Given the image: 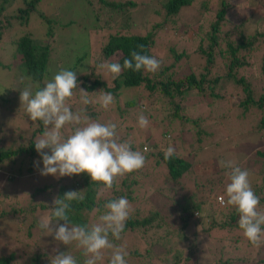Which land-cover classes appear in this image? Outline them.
<instances>
[{
	"label": "trees",
	"instance_id": "obj_1",
	"mask_svg": "<svg viewBox=\"0 0 264 264\" xmlns=\"http://www.w3.org/2000/svg\"><path fill=\"white\" fill-rule=\"evenodd\" d=\"M40 1L0 0V98L3 102V104L0 103V110L9 113L6 115L5 121L8 119L14 121L12 113H20L21 105L12 103L20 102L18 99L20 90L31 83L33 91H35L37 84L42 87L46 78L51 80L61 68H65L76 72L79 88L88 91L89 96L99 88H104L106 92L119 96L122 95L123 89L135 88L141 91L142 96L145 95L143 92H147V98L153 100L154 103L159 98H166L170 104L174 105V110L170 113L174 119L186 118L181 114V110L184 109L181 103H185L189 98H195V102H199L204 99L205 95L223 98L226 93H232L233 90L228 91L227 88L230 87V80H234L240 84L244 91V96L237 99L235 106L242 110L241 115L257 108L261 114H256L259 116L257 128L264 129V92L255 99L253 83L249 78L247 79L245 74V70L249 67L252 71L251 76L262 78L264 81V52L261 58L257 55V52L259 53L264 48V28L260 31L259 28L254 27L252 28L253 32H247L246 30L250 29V19L238 17L235 14L234 6H229L227 3L228 0H82L83 2L78 0L82 3V7H70L68 4L69 9H72V15L69 11H63V16L72 18L65 21H62L63 16L62 18L59 16V8L55 12L58 14V20L40 11L38 9ZM253 1L257 5L261 0ZM210 4L214 7V18L205 22V14H207ZM189 10H191L190 16L185 13ZM33 16L42 20L39 22V25L43 27L42 30L32 28V25L28 26L31 22L36 21ZM249 17L251 16L249 15ZM58 22L60 26H56ZM137 22L141 23L139 32L134 31V28H138ZM73 26L74 28H72ZM189 32H192L196 38L198 37L196 45L191 50L180 48L183 47L180 40ZM100 40L103 42L100 50L103 61L118 62L123 65L125 58H131L130 54L133 50L140 51L138 46L144 45L142 54L156 57L160 61V68L155 72L144 69L138 72L123 69L119 76L113 75L110 85L94 74L91 75L88 72L80 74L90 52L89 48L94 44L99 45ZM53 42L61 44V48H64L67 55L75 51L80 52L76 57V62L67 65L59 59L54 63V59L50 57L51 43ZM157 49L163 52H158ZM156 51L157 53H155ZM170 58L173 61L164 63ZM182 58L185 59L186 64H180ZM192 58L198 60V63L194 64L198 65V69L192 68L190 64ZM201 59L204 61L202 65ZM218 60L219 62H217ZM220 62L224 69L222 72L215 69ZM255 63L257 64L256 71H254ZM239 72L242 73L239 74ZM92 77L93 80H91ZM261 90L264 91V85ZM13 91L16 96L11 101L10 95L13 94ZM134 99L126 98L125 106L132 107ZM68 105L73 110L74 106L82 104L77 100L72 101L70 98ZM89 106L90 104L84 105L86 108ZM87 115L90 119L96 117L93 114L87 113ZM25 120L29 123L28 130H30L28 146L12 147L15 142L6 145V140L0 138V161L19 153L28 154L31 159L26 172H31L34 169L43 168L42 157L36 151L34 141L37 135L43 132L44 126L39 120L32 121L26 112ZM33 123L38 128L32 127ZM4 125L0 123V131L5 129ZM67 126V131L62 129L64 135L73 129L72 125ZM261 134L264 135V133ZM130 142L133 150L142 151L144 146L149 148L146 143L136 146L135 143ZM176 142L173 144L176 147L180 145L185 153L175 149V155L168 160L164 157L166 144L162 148L159 145L161 143L155 142L148 152L155 166L163 167L160 169L165 170L167 180L173 182L175 186L179 183V188H181V180L185 177L193 178V182L196 183L197 173L194 172L196 164L192 159L197 155V152L193 151L196 148L188 150L189 144L184 148L178 140ZM44 151L51 154L50 149ZM191 151L195 152L192 157L189 154ZM255 155L257 156L256 160L264 161V149L255 151ZM37 162H39L38 167ZM0 164L2 163L0 162ZM214 166L213 172L218 175L207 179L210 186L208 187L209 193H215V189L219 187L226 196V189H223L224 182L220 175L224 167L215 164ZM142 172H132L118 177L111 189L106 188L100 182H92L87 173L73 175L71 183L59 185L56 197L62 198L67 191H78L83 199L71 202L69 218L72 223L91 226L93 220H98V217L107 211L104 208L105 203L126 196L130 203V214L125 222L124 231L121 233V239L126 232H135L138 228L147 243L146 254L150 262L158 258L159 263H176L182 252L178 246H181L189 237L188 229L191 216L194 212L202 210L201 206L204 200L191 195L185 198V201L175 200L170 218L178 222L179 225L170 229L165 226V218L157 209L150 210L147 215H141L142 212L136 202L139 199L136 198V191L142 185L140 182ZM262 176L261 183H250L255 194L260 198L258 208L260 211H264V171ZM105 190L112 193L104 199L101 194ZM35 192L31 193V200H34ZM143 197L144 194L143 196L141 194L140 199ZM211 203L216 208L214 204L217 201L215 203L211 198ZM33 205L31 210L37 204ZM217 205L220 208V205ZM53 206L46 203L40 204L41 210L47 208L51 210ZM219 210L222 213L221 217L212 216L207 219V224L210 226L209 228L225 232L219 240H223L220 243V249L226 255L219 256L213 262L206 261L204 264H254L257 256H264V242L257 247L244 237L238 225L239 214L235 207L226 214L223 208ZM27 212L23 208L13 207L10 210H0V217L13 216L17 222L22 223L27 218ZM19 214H23V220L17 216ZM196 221L192 220L191 225H197ZM60 223L63 224L64 221H60ZM18 227L20 229V225ZM209 228L206 230L207 233H209ZM109 238L112 243L121 240H116L111 235ZM157 246L164 249L163 256H159L157 253ZM13 257L12 254L7 257L0 256V264H13ZM76 259L78 264H83L85 257L82 250ZM263 260L261 258L260 262ZM127 262L130 263L131 259Z\"/></svg>",
	"mask_w": 264,
	"mask_h": 264
},
{
	"label": "rangeland",
	"instance_id": "obj_2",
	"mask_svg": "<svg viewBox=\"0 0 264 264\" xmlns=\"http://www.w3.org/2000/svg\"><path fill=\"white\" fill-rule=\"evenodd\" d=\"M82 1V0H81ZM83 2V1H82ZM229 6H234L235 14L238 17L249 18V27L247 32H253L254 27L260 29L264 28V1L261 0L257 3L252 0H228ZM71 6H81L78 0H41L38 4V9L46 15L58 20V14L55 13L59 8V16L62 18L63 11H69L72 15ZM254 4L252 7L251 5ZM82 7V6H81ZM251 7V8H250ZM214 7L212 4L209 6L207 14H205V22L214 18ZM188 16L191 15V10L185 12ZM249 15L251 17H249ZM34 20L28 26L32 25V28H38L42 30V26L39 22L42 21L39 17L33 16ZM68 18L64 17L62 21ZM259 18V19H258ZM259 21H258V20ZM82 22V20H79ZM84 21V20H83ZM85 22V21H84ZM80 24V23H79ZM138 28H134L137 32L141 26V23L137 22ZM26 26V27H28ZM56 26H60L58 22ZM74 28V26L72 27ZM71 28V29H72ZM206 28V27H203ZM145 31V28H144ZM139 32V31H138ZM164 35V34H162ZM163 38V37H162ZM166 40L167 37L165 36ZM198 37L192 35L189 32L187 36L182 37L180 43L183 49L191 50L196 45ZM99 45H93L89 48V54L84 61V67L81 69L82 73H91L94 76L104 80L105 83L110 85L113 74L100 68V65L107 60H102L100 50L103 42L100 40ZM168 42V41H167ZM58 42L51 43V58L54 59V63L61 59L63 64L70 65L76 62V57L80 52L75 51L67 55L64 48L60 46ZM158 52H163L157 49ZM264 48L257 52L259 58H261ZM157 53V51L155 52ZM194 58H196L194 56ZM192 58L191 66L193 69H198V60ZM113 60V59H112ZM203 61V59H201ZM200 60V61H201ZM173 61L171 58L164 63ZM108 62V61H107ZM219 62V60L217 61ZM188 63V62H187ZM180 64H186L184 58L181 59ZM204 64V61L201 65ZM255 70L257 64L255 63ZM215 69L222 72V63H218ZM247 79L249 78L254 87V98L257 99L262 92L264 81L262 78L251 76V68L245 70ZM242 72H239L241 74ZM93 80V77L91 78ZM230 87L228 91L232 93H226L223 98H217L205 95L204 99L195 102V98H189L185 103H181L184 107L181 119H174L170 116V113L174 110V105L169 103L166 98H159V100L153 102L147 98V92L142 96L141 91L135 88L123 89L121 94L114 96V103L110 105L108 109H104L98 103L99 91L104 88L95 90L90 97L93 98V103H90L88 108L81 106H74L73 111L84 109L86 114H93L92 121H98L100 123H107L109 121L117 124V135L121 141L130 140L137 145L147 144L148 150L152 148L156 142L161 143L160 147L167 149L169 145L173 146L179 151L182 150L181 146L176 147L173 143L178 140L182 147H187L188 150L197 152L192 161L196 164L194 172L196 175V183L193 182V178L185 177L181 180V188L179 183L175 184L170 180H167L165 176V170L160 169L162 166H155L154 161L150 158L149 152H145L142 149V153L146 157L144 167L134 171L135 173H141L140 182L142 185L136 191V198L138 207L142 212V216L147 215L150 210L157 209L161 215L165 218V226L172 228L179 225L178 222L173 221L171 208L175 205V200L185 201L189 195L204 200L202 202V210L194 212L190 219V225L192 220H197V225H189L188 239L178 246L182 249L180 259L173 264H204L206 261H215L219 256L226 255L221 252L220 243L223 241L219 238L223 237V233L215 228H209L207 219L215 216L221 217L220 208L224 209L225 214L234 208V206L220 203L218 197L224 196L223 191L217 187L215 193H209L208 178L216 177L218 174L213 172L215 165L221 167V161H233L235 165L239 166L242 170L249 172L250 183H261L263 181L262 172L264 171V161H259L255 158V151L264 149V130L257 128L258 115L260 111L257 108L249 110L244 115H241L242 110L235 106L237 99H241L244 96V91L241 89L240 84L230 80ZM16 96L15 91L10 95L11 101ZM131 97L134 99V105L132 107H126V98ZM19 99V98H18ZM80 102L79 90L77 89L72 97V101ZM0 103L1 98H0ZM13 105H21V102H12ZM11 103V104H12ZM8 104V103H7ZM1 107V104H0ZM20 113H12L14 121L6 120L7 111L0 110V123L5 124V129L0 131V138H3L7 144L14 143L12 147L28 146L29 123L25 120V111L20 107ZM180 111V112H181ZM143 114L148 120V126L141 128L138 124V117ZM20 115V117H18ZM188 119V120H187ZM7 127V128H6ZM32 127L38 128L35 123ZM64 130H68V126H65ZM42 135L40 132L37 137ZM170 137V138H169ZM177 143V142H176ZM5 145V146H6ZM191 151L190 157L193 152ZM51 153V152H50ZM185 153V151H184ZM22 154V155H19ZM9 159L0 161V210H10L11 208H23L27 210L26 219L21 223L19 222L20 229L16 218L13 216H1L0 217V256L7 257L13 255V264H51L50 257L57 254L55 250L60 252L70 253L77 258L80 250L75 244L66 246L62 243L55 241L54 236L49 235L47 232L41 230L38 227V221L41 216L47 215L50 217L51 210L49 208L41 210L40 204L46 203L53 205V199L56 197L58 187L61 183H71V177L64 176L57 178L53 175L43 176L40 174V169H34L31 172H26L27 166L30 162L31 156L25 153H19ZM223 168V167H222ZM225 170V171H224ZM220 173L223 179V189H226V185L229 181L230 169L224 168ZM125 176V175H124ZM123 177V176H122ZM42 187V188H41ZM39 188H41L39 190ZM36 190H39L35 192ZM161 190V192H160ZM36 193L34 200H31V193ZM112 192L105 190L102 192V198H108ZM141 194L144 197L140 199ZM211 198L216 203V208L211 203ZM216 198V200H215ZM37 204L34 209L31 208ZM220 205V208L218 205ZM212 205V207H211ZM32 206V207H31ZM22 212V211H21ZM135 213V212H133ZM199 214V215H198ZM20 220H23V214L17 215ZM90 216V215H89ZM22 217V218H21ZM93 218V217H92ZM91 218V219H92ZM95 218V217H94ZM90 219V220H91ZM168 225H167V222ZM98 220H93V223H97ZM209 228V233L206 230ZM223 234V235H222ZM227 234V232H226ZM226 236V235H225ZM115 245L123 246L127 252L126 260L131 259V262L127 264H158V258H155L153 262L149 261V257L146 254L147 243L142 238L140 230L137 228L135 232H126L119 242L113 243ZM183 246V247H182ZM157 249V250H156ZM156 251L159 256H163L164 249L162 247H156ZM176 249V248H175ZM110 250L104 251V259L98 264H109ZM189 255V256H187ZM134 259H133V258ZM264 256L259 255L256 257L254 264H264V260L260 262V259ZM171 261V260H170ZM169 262V261H168ZM167 263V262H165ZM159 264H164L160 262Z\"/></svg>",
	"mask_w": 264,
	"mask_h": 264
},
{
	"label": "clouds",
	"instance_id": "obj_3",
	"mask_svg": "<svg viewBox=\"0 0 264 264\" xmlns=\"http://www.w3.org/2000/svg\"><path fill=\"white\" fill-rule=\"evenodd\" d=\"M138 48L140 51L133 50L131 58H125L123 65L106 61L100 68L114 76H119L123 69L157 71L160 61L154 56L142 54L144 45H139ZM35 89L33 91V86L29 83L20 90L19 99L21 108L28 117L32 121H41L44 126L42 135L34 141L35 149L42 157L41 175L59 178L87 173L92 182H100L111 189L118 177L144 167L145 155L140 150H133L129 140L119 139L116 123L92 121L84 109L74 112L68 105L76 89L79 90L80 103H93L89 92L79 88L75 71L61 68L51 80L46 78L43 86L37 84ZM99 93L98 103L102 108L108 109L114 103L113 94L103 90ZM138 124L141 128L148 126V120L143 114L138 117ZM66 125H72L73 129L64 135L62 129ZM45 149H50L51 154L46 153ZM144 151H148L147 147ZM173 155L175 148L169 145L164 157L168 160ZM220 163L221 167L230 169V182L226 185L227 200L221 196L220 203L226 202L236 208L239 214L238 225L244 237L259 247L264 242V211L258 210L260 198L251 187L249 172L242 170L233 161ZM81 199L83 197L78 191H67L62 198L55 197L51 208L52 216H41L38 227L54 236L55 241L66 246L75 244L82 249L85 257L83 264H98L104 259L105 250H110L111 253L109 264H127L124 247L113 244L109 238L111 235L116 240L121 239L130 214L127 197L122 196L105 203L107 211L91 226L72 223L69 218L71 202ZM60 221L64 223L61 224ZM55 251L57 254L50 257L51 264H78L70 251Z\"/></svg>",
	"mask_w": 264,
	"mask_h": 264
},
{
	"label": "built area",
	"instance_id": "obj_4",
	"mask_svg": "<svg viewBox=\"0 0 264 264\" xmlns=\"http://www.w3.org/2000/svg\"><path fill=\"white\" fill-rule=\"evenodd\" d=\"M264 130V129H263ZM147 146H144L143 149H145ZM218 200H220V198L218 197Z\"/></svg>",
	"mask_w": 264,
	"mask_h": 264
}]
</instances>
